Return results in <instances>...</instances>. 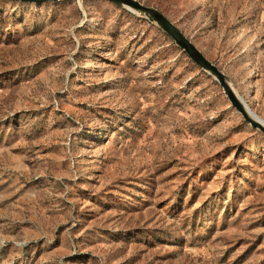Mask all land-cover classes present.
Here are the masks:
<instances>
[{"label": "rangeland", "instance_id": "obj_1", "mask_svg": "<svg viewBox=\"0 0 264 264\" xmlns=\"http://www.w3.org/2000/svg\"><path fill=\"white\" fill-rule=\"evenodd\" d=\"M136 1L264 122V0ZM0 264H264V133L145 15L0 0Z\"/></svg>", "mask_w": 264, "mask_h": 264}, {"label": "water", "instance_id": "obj_2", "mask_svg": "<svg viewBox=\"0 0 264 264\" xmlns=\"http://www.w3.org/2000/svg\"><path fill=\"white\" fill-rule=\"evenodd\" d=\"M22 3L41 4L45 2H56L58 0H12ZM118 5H122L129 10L145 15L152 23L158 25L168 36L172 38L188 57L200 68L214 76L220 86L223 88L231 105L242 115L244 120L249 123L254 129L264 133V122L257 117L246 107L244 101L237 95L232 88L228 77L210 60H208L198 48L160 11L155 8L142 5L136 0H108Z\"/></svg>", "mask_w": 264, "mask_h": 264}, {"label": "crops", "instance_id": "obj_3", "mask_svg": "<svg viewBox=\"0 0 264 264\" xmlns=\"http://www.w3.org/2000/svg\"><path fill=\"white\" fill-rule=\"evenodd\" d=\"M228 76V75H227Z\"/></svg>", "mask_w": 264, "mask_h": 264}]
</instances>
